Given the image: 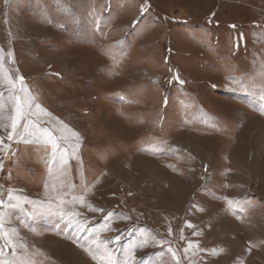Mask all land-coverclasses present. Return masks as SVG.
Listing matches in <instances>:
<instances>
[{
  "label": "rangeland",
  "instance_id": "1",
  "mask_svg": "<svg viewBox=\"0 0 264 264\" xmlns=\"http://www.w3.org/2000/svg\"><path fill=\"white\" fill-rule=\"evenodd\" d=\"M0 138V264H264V0H0Z\"/></svg>",
  "mask_w": 264,
  "mask_h": 264
},
{
  "label": "snow or ice",
  "instance_id": "2",
  "mask_svg": "<svg viewBox=\"0 0 264 264\" xmlns=\"http://www.w3.org/2000/svg\"><path fill=\"white\" fill-rule=\"evenodd\" d=\"M21 81L23 80V78H20ZM19 99V98H18ZM28 117V113L25 111V105L23 102H19L17 104V109H16V118L14 120V122L12 123V128L13 130L16 129L17 127V121H19L20 119H27ZM25 127H27V125H25ZM11 134L9 135V139H11ZM0 143H2V138H0ZM171 251V249H169ZM173 255H175V253H173Z\"/></svg>",
  "mask_w": 264,
  "mask_h": 264
}]
</instances>
